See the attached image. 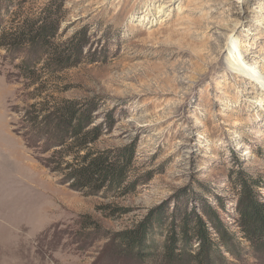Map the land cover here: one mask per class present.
<instances>
[{
    "label": "rangeland",
    "instance_id": "rangeland-1",
    "mask_svg": "<svg viewBox=\"0 0 264 264\" xmlns=\"http://www.w3.org/2000/svg\"><path fill=\"white\" fill-rule=\"evenodd\" d=\"M41 25L57 53L13 45ZM233 36L264 76V0H0V264H170L196 215L237 233L239 176L264 200V89ZM71 106L78 134L44 124ZM94 158L121 179L76 189ZM146 223L145 259L122 254ZM238 238L228 264H264Z\"/></svg>",
    "mask_w": 264,
    "mask_h": 264
},
{
    "label": "trees",
    "instance_id": "trees-1",
    "mask_svg": "<svg viewBox=\"0 0 264 264\" xmlns=\"http://www.w3.org/2000/svg\"><path fill=\"white\" fill-rule=\"evenodd\" d=\"M49 29V26L46 25H41L34 32H32L33 30L30 31V28H24L18 33V37L12 43L20 50L29 45L32 46V50L44 49L36 51V53L41 52L44 54L48 50L47 47L49 49L52 47L50 40L47 38L48 34H50V37L52 35ZM46 53H57V51L53 49L51 52L48 51ZM51 116L52 114H49L46 117L44 124H47V126L50 124L52 128L50 130H55L61 136H66L69 132L76 135L81 131V126L83 129V124L81 123L83 119L79 110L74 106H71L63 113H55ZM78 118L82 120L78 122ZM49 131H46L48 135H50ZM121 176L122 172L116 170V166L113 163L102 161L98 158L85 162L83 166L73 170L71 173L72 179L76 181L75 188L78 190L90 185H97L98 188H101L106 183L121 179ZM239 179L241 184L239 186L240 197L237 202V214L239 217L237 220V233L231 232L228 224L222 221L217 214L212 213L210 221L219 238L217 241L207 227V222L196 215L193 228L188 225L184 226L185 231L183 233L185 236L183 238L185 242L183 247L180 248V252H177L176 249L177 240L175 236L174 238L171 237L164 245L165 257L170 264H228L229 260L225 256L224 249L238 259L242 253L243 242L239 240L238 234L248 243V249L252 254L259 256L264 254V200L260 199L255 190L257 182L245 178V176H239ZM153 229L150 224L146 223L141 225V230L139 231L130 230L118 233L120 245L123 246L121 253L132 255L135 260H144L146 257L144 255L148 253L147 251L144 252L143 248L148 246L147 235ZM191 230L192 234L190 235L189 231ZM194 239L197 241V247L195 252H192L189 244Z\"/></svg>",
    "mask_w": 264,
    "mask_h": 264
},
{
    "label": "bare ground",
    "instance_id": "bare-ground-1",
    "mask_svg": "<svg viewBox=\"0 0 264 264\" xmlns=\"http://www.w3.org/2000/svg\"><path fill=\"white\" fill-rule=\"evenodd\" d=\"M228 45L230 47L229 59L232 67L250 80H256L255 82L260 84V88L264 89V76L260 74L261 70L254 63H251L241 51L237 37L233 36L229 39Z\"/></svg>",
    "mask_w": 264,
    "mask_h": 264
}]
</instances>
